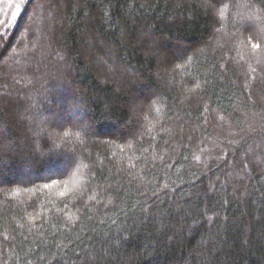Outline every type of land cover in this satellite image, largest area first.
Listing matches in <instances>:
<instances>
[{
    "label": "trees",
    "instance_id": "1",
    "mask_svg": "<svg viewBox=\"0 0 264 264\" xmlns=\"http://www.w3.org/2000/svg\"><path fill=\"white\" fill-rule=\"evenodd\" d=\"M0 21V264H264V0Z\"/></svg>",
    "mask_w": 264,
    "mask_h": 264
},
{
    "label": "snow or ice",
    "instance_id": "2",
    "mask_svg": "<svg viewBox=\"0 0 264 264\" xmlns=\"http://www.w3.org/2000/svg\"><path fill=\"white\" fill-rule=\"evenodd\" d=\"M216 2H217V0H209V5H210V6H214V5L216 4ZM24 3H26V0H20L19 3H16V4L14 5L15 8H16V11H15L14 13H12V20H13V21L16 19V16L19 14V12H20V10H21V6H22ZM2 23H5V21H0V24H2ZM252 47L258 49V48L261 47V45L258 44V43H253V44H252ZM197 87H199V85H197ZM64 135H68V133L65 132ZM196 159L199 160V157L197 156ZM245 167H246V165H245ZM53 182L55 183V181H53ZM50 186H51V185H49V184H45V185H44L45 188H48V187H50ZM66 192H67V188H65V191H64V192H61L60 195H61V196H64Z\"/></svg>",
    "mask_w": 264,
    "mask_h": 264
},
{
    "label": "rangeland",
    "instance_id": "3",
    "mask_svg": "<svg viewBox=\"0 0 264 264\" xmlns=\"http://www.w3.org/2000/svg\"><path fill=\"white\" fill-rule=\"evenodd\" d=\"M20 0H0V17H5L9 12L11 14L16 11L15 4ZM23 5L21 6L22 9ZM4 19V18H2Z\"/></svg>",
    "mask_w": 264,
    "mask_h": 264
}]
</instances>
